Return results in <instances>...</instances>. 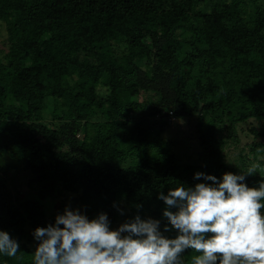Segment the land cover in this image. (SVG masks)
I'll use <instances>...</instances> for the list:
<instances>
[{"label":"trees","instance_id":"1","mask_svg":"<svg viewBox=\"0 0 264 264\" xmlns=\"http://www.w3.org/2000/svg\"><path fill=\"white\" fill-rule=\"evenodd\" d=\"M0 25V230L20 246L0 264H34L35 229L69 205L163 231L161 192L247 173L226 148L252 118L264 137V0H0ZM179 120L194 160L162 133Z\"/></svg>","mask_w":264,"mask_h":264},{"label":"clouds","instance_id":"2","mask_svg":"<svg viewBox=\"0 0 264 264\" xmlns=\"http://www.w3.org/2000/svg\"><path fill=\"white\" fill-rule=\"evenodd\" d=\"M258 167L226 172L222 180L197 172L194 178L205 182L161 192L171 225L163 231L160 220L140 215L113 230L107 213L89 219L68 206L55 224L35 229L34 264H183L189 249L200 253L192 264H264V180L258 187L245 182ZM173 229L175 238L164 235ZM19 248L17 239L0 230V253L15 257Z\"/></svg>","mask_w":264,"mask_h":264},{"label":"rangeland","instance_id":"3","mask_svg":"<svg viewBox=\"0 0 264 264\" xmlns=\"http://www.w3.org/2000/svg\"><path fill=\"white\" fill-rule=\"evenodd\" d=\"M3 27L0 25V57L4 53L5 47V36L2 33ZM169 123V124H168ZM162 127V133L165 137L171 134V137L175 140V144H179L180 147L183 149V152L188 156L189 154L192 155V160L195 159V155L198 154V147L197 143L194 139H192V129L193 124L186 121L179 120L178 124L182 128L181 131H178L180 127H178L177 123H170L168 122ZM238 127V134L240 142L238 144H232L228 148H226L227 154L233 160L234 163L240 165H246L250 167L252 164H258L259 167L257 168V173L264 175V155L259 154L258 158L254 157V153L252 151V145L256 142L264 143V137H257V133L260 131L262 127V121L258 119H249L246 122L239 123ZM157 129H159L157 127ZM155 129L154 131H158ZM167 135V136H166ZM188 146H191L193 152L189 153ZM182 153L183 158H187L185 154ZM26 188V187H24ZM27 189V188H26ZM69 205V204H68ZM70 206V205H69ZM61 207L60 200H56L52 203L51 212L56 213L58 209ZM72 208V207H71ZM122 223H118L115 225L113 230H116Z\"/></svg>","mask_w":264,"mask_h":264}]
</instances>
